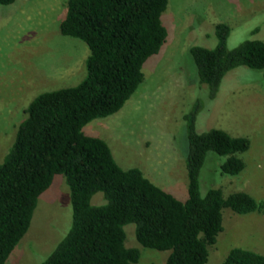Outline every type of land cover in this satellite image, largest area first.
I'll list each match as a JSON object with an SVG mask.
<instances>
[{
    "label": "trees",
    "instance_id": "trees-1",
    "mask_svg": "<svg viewBox=\"0 0 264 264\" xmlns=\"http://www.w3.org/2000/svg\"><path fill=\"white\" fill-rule=\"evenodd\" d=\"M168 6L169 0H67L60 30L88 45L87 73L76 85L35 96L0 161V264L7 263L29 231L39 199L57 174L64 177L60 197L69 221L62 240L39 264H138L142 248L169 251L164 264H207L209 249L224 230L226 208L239 214L264 212V200L246 191L227 195L222 187H210L201 193L200 174L209 152L223 158L221 175H237L246 167L239 154L252 146L248 136L222 128L199 132L201 100L183 115L189 144L187 155L183 152L186 199L155 184L140 167L119 165L108 141L92 128L84 130L91 121L118 113L143 83L145 63L168 41L163 21ZM230 33L229 23L218 22L214 47L190 48L196 65L192 76L200 87H209L211 98L230 70L243 65L264 69V40L246 39L229 48ZM130 232L139 246L128 245ZM222 264H264V254L234 246Z\"/></svg>",
    "mask_w": 264,
    "mask_h": 264
},
{
    "label": "rangeland",
    "instance_id": "rangeland-1",
    "mask_svg": "<svg viewBox=\"0 0 264 264\" xmlns=\"http://www.w3.org/2000/svg\"><path fill=\"white\" fill-rule=\"evenodd\" d=\"M66 8L67 0L0 4V161L35 96L76 85L86 76L88 45L60 30ZM163 21L169 29L168 41L145 63L143 83L118 113L91 121L85 132L92 128L105 138L122 167L138 166L155 184L186 199L183 152L187 155L189 144L183 115L201 100L199 132L222 128L252 141L250 149L239 154L246 167L237 175H221L218 165L223 158L213 151L207 154L200 174L201 193L222 187L227 195L246 191L264 200V69L243 65L230 70L211 98L209 87H200L192 76L196 65L190 52L194 45L214 47L215 24L221 21L231 25L229 48L246 39L264 40V0H169ZM63 179L57 174L39 199L29 231L6 264H39L62 240L70 215L60 197ZM69 198L72 216L70 191ZM127 243L139 246L132 232ZM234 246L264 254V212L239 214L226 208L224 230L210 247L207 264H222ZM141 250L138 264H164L169 255V251Z\"/></svg>",
    "mask_w": 264,
    "mask_h": 264
}]
</instances>
